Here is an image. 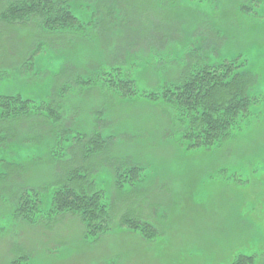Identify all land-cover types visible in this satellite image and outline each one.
Listing matches in <instances>:
<instances>
[{
    "label": "rangeland",
    "instance_id": "obj_1",
    "mask_svg": "<svg viewBox=\"0 0 264 264\" xmlns=\"http://www.w3.org/2000/svg\"><path fill=\"white\" fill-rule=\"evenodd\" d=\"M68 1L85 25L75 38L0 23V95L58 117L18 121L0 146V264H264V0ZM235 58L255 78L251 103L210 148L188 149L166 104L99 82L116 66L135 89L159 90L191 64ZM94 133L102 147L89 148L88 181L109 207L105 234L86 237L73 216H16L17 195L36 189L50 208L66 162L82 158L73 143Z\"/></svg>",
    "mask_w": 264,
    "mask_h": 264
},
{
    "label": "trees",
    "instance_id": "obj_2",
    "mask_svg": "<svg viewBox=\"0 0 264 264\" xmlns=\"http://www.w3.org/2000/svg\"><path fill=\"white\" fill-rule=\"evenodd\" d=\"M68 2V0H0V23L11 26L30 24L38 29L40 34L53 35L57 40L63 34L73 37L75 32L84 30L85 25L80 18L73 15L67 6ZM83 38H86V35ZM239 61L235 58L224 59L215 64L195 62L196 64H191L172 85L165 84L159 90L135 89L134 81L127 76L121 77L116 66L113 67L115 70L106 73V79L99 82L118 91L124 98L134 96L149 103L166 104L176 112L179 123L177 126L180 129L178 131L185 139L187 148L190 150L210 148L218 145L238 124L241 115L247 113L251 103L247 90L254 84L255 78L251 73L243 71L246 62ZM90 83L97 85V81L93 80L80 84L87 86ZM31 117H45L51 127L58 121L48 103L35 106L33 101L19 96L0 95V146L15 136L14 133H9L15 123ZM79 143L81 145L77 148L76 145ZM90 147L92 149L102 147L99 134L80 137L73 143L72 149L75 154H81L82 158L66 160L71 169L66 170L61 179L53 184L55 190L48 210L41 211L40 193L44 190L36 189L17 195L15 215L30 224L35 221L36 214L42 215L40 218L43 219L73 216L77 217L84 227L86 237L95 239L105 234L111 221L109 207L103 204L101 192L91 188L93 186L88 181L91 171L87 165L92 162V158L98 156L89 149ZM73 164L76 167H73ZM136 172L137 168H134L129 169L126 174L135 175ZM126 178L130 179L128 176ZM86 183L89 185V191L86 189ZM131 221L130 216H123L121 219V223L130 229L137 230L136 227H141V224L136 226ZM140 233L146 240H152L156 236L154 231ZM249 261L250 257H239L234 264H248Z\"/></svg>",
    "mask_w": 264,
    "mask_h": 264
}]
</instances>
